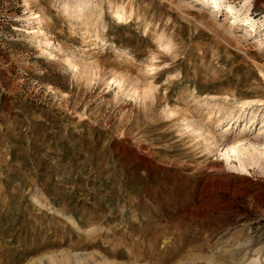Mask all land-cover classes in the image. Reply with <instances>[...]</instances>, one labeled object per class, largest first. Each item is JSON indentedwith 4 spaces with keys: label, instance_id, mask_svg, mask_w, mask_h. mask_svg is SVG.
Wrapping results in <instances>:
<instances>
[{
    "label": "rangeland",
    "instance_id": "374dc122",
    "mask_svg": "<svg viewBox=\"0 0 264 264\" xmlns=\"http://www.w3.org/2000/svg\"><path fill=\"white\" fill-rule=\"evenodd\" d=\"M205 1L0 0V264H264V0Z\"/></svg>",
    "mask_w": 264,
    "mask_h": 264
},
{
    "label": "bare ground",
    "instance_id": "6f19581e",
    "mask_svg": "<svg viewBox=\"0 0 264 264\" xmlns=\"http://www.w3.org/2000/svg\"><path fill=\"white\" fill-rule=\"evenodd\" d=\"M221 0H206L205 1V3L206 4H211V5H213V7L214 8H220V2ZM210 6V5H209ZM226 9H227V13L228 14H234V16L235 17H233L234 18V22H236L237 20H239V15H240V12H238L233 6H231V5H228L227 7H226ZM36 15V14H35ZM37 16V15H36ZM39 17V16H38ZM241 19V18H240ZM254 21V20H253ZM254 23V22H253ZM255 24H256V22H255ZM254 24V25H255ZM253 25V24H252ZM253 25V26H254ZM253 103H260V104H264V100H246V101H244V105H247V106H251ZM208 132V131H207ZM206 132V133H207ZM208 136H209V138L212 136V131L211 132H208ZM206 138H207V136H206ZM250 144V143H249ZM231 145V144H230ZM253 146V145H252ZM251 146V144L250 145H245V144H243V142L242 141H235L234 142V144L233 145H231V146H228V147H226V149H225V155H228L229 156V153L230 152H235L236 154H237V158L239 159V162H242V160H241V157H242V155H247V156H249V155H251L252 157L254 156L255 157V155H254V150H258V148L256 149V148H254V147H252ZM259 153H260V155L261 156H264V152H262L261 151V149L259 150ZM235 154V155H236ZM233 155V154H232ZM232 155H230V156H232ZM233 157V156H232ZM250 159H251V157H250ZM254 159V158H253ZM262 159V158H261ZM253 161V160H252ZM242 167H243V165H242ZM34 200L37 202V203H39L40 201L35 197L34 198ZM65 217H66V219L69 221V222H71V223H73V224H75L76 226H78L77 225V223L75 222V220H73L72 218H71V216H68V215H64Z\"/></svg>",
    "mask_w": 264,
    "mask_h": 264
}]
</instances>
